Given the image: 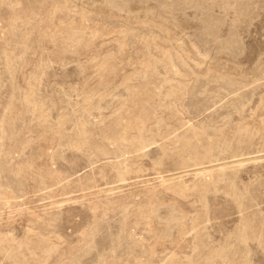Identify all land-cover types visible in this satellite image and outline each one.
Instances as JSON below:
<instances>
[{
	"label": "rangeland",
	"instance_id": "rangeland-1",
	"mask_svg": "<svg viewBox=\"0 0 264 264\" xmlns=\"http://www.w3.org/2000/svg\"><path fill=\"white\" fill-rule=\"evenodd\" d=\"M0 264H264V0H0Z\"/></svg>",
	"mask_w": 264,
	"mask_h": 264
}]
</instances>
